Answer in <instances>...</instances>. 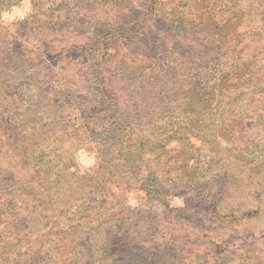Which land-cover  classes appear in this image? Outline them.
<instances>
[{
    "label": "trees",
    "instance_id": "16d2710c",
    "mask_svg": "<svg viewBox=\"0 0 264 264\" xmlns=\"http://www.w3.org/2000/svg\"><path fill=\"white\" fill-rule=\"evenodd\" d=\"M105 1L109 2L105 20H110V23L102 21L99 15L100 10L105 8ZM217 1L173 0L165 5L164 0H148V3H141L140 7L135 5L139 13L134 20L129 18L116 23L118 18L113 15L107 19L109 14L122 9L130 12L129 7H125L131 2L135 4V0H30L33 20L22 25L25 28L33 25L38 29L36 32H26L24 37L35 43L42 41L45 48L52 44L61 55L78 52L80 54L74 55L73 61H80V57L84 66H78L77 70L74 66L72 72L61 69V78L58 80L49 75L41 77L33 73L37 72L35 63L40 57L39 53H25L27 58L23 59L24 56H16L9 41V45L4 42V46L0 44L5 75L8 78L15 75L13 86L25 92L23 96H17V101L21 103L20 97H24L23 102L26 103L20 115L18 110L13 109L5 121L18 133L20 128L22 135V142H9L8 148L17 152L21 147H30L28 144H32L30 166L39 190L34 193L30 190L32 187L18 180L24 186L15 184L9 187L8 180L12 176L0 170V204L11 197L17 202V208L35 213L41 220L48 218L51 225L53 221L54 228L61 217L68 218L67 214L77 209L78 214L75 224L66 229L43 228L48 231L33 241L31 246L23 244L21 247L23 239L15 244L0 241V255L4 264H181V261H176V257L170 255L172 252L166 254L153 248L155 240L165 234L158 231V225L151 224L156 222L154 219L172 214L173 210L165 206L160 208L162 212L158 214L159 209H155L157 216L151 218L152 205L159 204L166 192L179 198L187 196L188 207L204 219L213 213L212 202L218 196V191L222 190L218 187L226 184L216 179L225 178L228 181L238 171L241 176L253 175L264 180V168L259 166L260 161L253 151L242 154L244 146L249 148L245 137L238 131H230L231 122L243 110L241 106L220 109L212 108L209 104L193 105L192 101L180 105L176 101H173L174 105L166 104L164 95L159 91L153 98H159L156 107L160 108L150 109L147 115L139 112L149 94L147 89L140 87L146 76L155 83L165 79L173 82L176 74L172 71L178 68V58L182 53L186 54L184 45L192 47L190 50H206L210 38L200 31L201 24L212 12H219ZM15 3L17 0H0V7L8 8ZM251 17L258 19L255 22L257 26L253 27L255 30L264 26V9L259 15H249L247 19ZM170 19L186 22L191 33L167 37L172 31L160 29L159 23ZM225 29L222 28L223 31ZM260 35L264 37V32ZM82 36L84 38L81 40ZM195 37H198V43L189 40ZM2 39L0 37V41ZM62 57L63 61L69 58ZM155 69L159 71H153ZM113 72L121 74L115 78ZM41 81H44L43 90L48 91L50 99L55 102L52 104L49 100L39 109L36 99L29 94L42 88L37 85ZM196 90L191 92L200 95L199 85ZM258 90L260 95L253 101V110L256 112L264 111V88ZM165 92L171 93L172 89ZM66 94L70 97L67 101L64 99ZM207 94L203 92L204 96ZM7 95L13 100L17 90H10ZM193 96L191 99L182 95L179 98L193 100ZM99 102L105 104L108 116L104 111H94ZM226 108L230 112L227 125L216 127L218 116ZM74 112H77L76 119L86 122L83 129L87 136L82 135L83 140L91 139L93 133L87 131L91 120L100 121L97 117L102 116V123L108 122L102 125V132L106 135L95 136L92 140L96 158L90 179H95L102 172V183L114 182L119 187L131 188L141 198V208L144 207L145 211L142 214L130 207L117 206L121 211L120 222L115 223L114 233L105 239L98 233L105 223L102 221L97 224L94 211L90 207H82L85 206L81 202L84 197H79L76 191V183L83 178L78 174L80 168L75 156L76 144L71 139V135H76V132L63 124V118ZM19 116L23 117L18 119ZM154 117L166 118L172 128L156 136L155 132L160 127L156 125ZM180 118H184L185 123ZM193 138L200 142L199 146L193 143ZM221 139L225 145L219 144ZM79 142L82 144L83 141ZM205 149L212 155L206 156L203 153ZM209 170H212L210 174L207 173ZM199 177L201 181H198ZM172 180L175 182H170ZM200 182L203 184L200 185ZM85 188L89 189V194L90 190L96 194L101 192V185L95 190L90 186ZM193 194L200 200L196 202L198 198L193 199ZM254 212L247 213L248 217ZM85 236H89V239L82 244ZM173 243L176 244L174 251L178 256L186 244L179 239ZM221 254L215 259L216 264L223 263Z\"/></svg>",
    "mask_w": 264,
    "mask_h": 264
},
{
    "label": "rangeland",
    "instance_id": "374dc122",
    "mask_svg": "<svg viewBox=\"0 0 264 264\" xmlns=\"http://www.w3.org/2000/svg\"><path fill=\"white\" fill-rule=\"evenodd\" d=\"M171 1L173 0H164L165 5ZM263 2L264 0H218L216 8L219 12L217 14L212 12L208 16L210 18L206 17L205 21L202 20L201 24L200 31L210 38L206 50H197L196 48L190 50L192 47L184 45L186 54L182 53L178 58L180 60L176 64L178 68L172 71L173 74H176L173 82L165 79L159 83H155L146 76L143 82H141L140 87L142 86L147 89L149 94L146 102L139 108V112L144 115L149 114L150 109L160 108L156 107L159 98L156 96V98H153L154 94L157 95L159 91L164 95L163 100L166 104H173V101H176L175 103L180 105L188 104L192 101L193 105L200 104L205 106V104H209L212 108L220 109L233 107L234 105H237L239 108L241 106L243 110L240 112V115L238 114V118H235L231 122V125H233L230 131H238V133H241L245 137L244 139L247 140L249 148H245L244 146L242 154L253 151V155L258 157L261 163H259V166L262 169L264 168V111L260 110V112H256L253 110V101L255 97L260 95L258 89L264 88V37L260 35L261 32H264V26L258 27V30H255L253 27L257 26L258 19L252 17L251 19H247V17L262 13L264 9ZM141 3H148V0H135V4L131 2L125 7H129L130 12L124 9L121 11L117 9L119 12L115 14L110 13L107 19L115 15L118 18L117 21L115 20L116 23L127 21L129 18L134 20L139 13L135 5L138 4L140 7ZM108 4L109 2L105 1V8L101 9L102 7H99L101 9L99 15L102 21L105 20L109 12L108 8H106ZM33 16L32 11L25 20L17 22L11 28L0 25V37L1 39L4 36L6 37L0 41V44L4 46L3 42L7 45L11 43L15 50L14 53L20 57L24 56L25 53H39L40 57H37L38 61L35 63L37 64L35 65L37 72H33L31 69L30 71L41 77L49 75L58 80V78H61V69L65 72H72L74 66L76 70L78 66H82V64L84 66V61L80 57V61H73V56L80 54L78 52L61 55L57 48H53L54 45L52 44L47 46L48 48H45L42 41L35 43V41L28 39V37H24L26 32H36V29H38L33 25H28L29 28H25L22 25L25 22L27 24L31 22ZM170 20L159 23L160 29L172 31L166 35L167 37L172 38L178 35V33L177 37H181V35L191 33L187 28L188 24L186 22H174ZM106 22L110 23V20ZM222 28H226V31H223ZM83 32L85 33V29ZM83 38L84 36H82L81 40ZM197 38L189 40L198 43ZM62 56L69 58L67 61H63L62 59L64 58ZM25 58L27 57L24 56L23 59ZM1 59L2 57H0V170L1 172H8L12 176L8 180L9 187L12 188L15 184L24 186L20 183L22 182L30 186V188L32 187L30 190L37 193L39 191L38 185L30 166V147L32 144H28L30 147H21L17 152L8 148L9 142H22V135L20 134V128L18 133V130L16 132L7 126L5 121L13 109L18 110L20 115V111L25 108L26 103L23 102L25 101L24 97H20L22 98L21 103L17 101V96H23L25 92L20 87L13 86L15 85L12 82L14 81V74L12 75L10 72L12 77H6L5 65H2ZM57 61H60L59 70L57 69ZM153 71L159 70L155 69ZM112 74L117 78L121 73L113 72ZM43 83L44 81H41L37 84L42 88H37L38 90L29 94L36 99L39 109L44 107L49 100H51L52 104L55 102V100L50 99V93L45 91V89L43 90ZM197 85L200 88V93H198L200 95H197V93L195 95L191 92L192 90L197 92ZM13 89L17 90V95L11 100L7 94ZM169 89H172L171 93L165 92ZM203 92H208L207 96H204ZM181 95L186 99H191V95L194 96L193 100H182L179 98ZM69 98L67 94L64 97L65 100ZM104 106L105 104L99 102L95 105L94 111H104L105 115L108 116L107 109H104ZM76 115L77 112H74L71 116L67 115L64 117L65 119L63 118V124L70 130L75 131V134L78 136L71 135L73 136L71 138L72 141L76 144L75 156L80 168L78 174L81 178L83 177L82 181L76 183V191L79 197H82V195L84 197L81 202H84L85 206L82 207L85 209L90 207L94 211L93 214L97 216L94 217L97 220V224L102 223V221L105 223L98 231L100 237L105 239L114 233L115 223L120 222L121 211L117 209V206L130 207L131 210H139L142 214L145 211L144 207L141 208V198L131 188L127 186L119 187L114 182L102 183V172H99L95 176L96 180L94 178L90 179L96 158V150L92 140L94 141L95 136L102 137L106 135V133L102 132L104 129L102 125H107L108 122L102 123V116L97 117L100 121L91 120L87 131H91L93 134H91L90 140H83L81 138L82 135L87 136V133L83 129L86 126V122L76 119ZM229 115L228 108L221 111L216 120V127L218 125H227L226 120L230 118H228ZM22 117L19 116L18 119ZM153 120L160 127L155 132L156 136H161L166 129L172 128L166 118L162 119L160 117L159 119V117H154ZM180 120L185 121L184 118H180ZM80 129L82 131H79ZM213 138L216 139L217 137ZM222 139L219 141V144L225 145V141ZM79 141H83L81 142L82 144ZM192 141L197 146L200 145V142L194 138ZM81 153L89 157L92 163L87 166L82 164L80 160ZM203 153L206 156L212 155V152L210 153L208 149H205ZM211 172L212 170H209L207 173L210 174ZM239 174L238 171H235L234 177L228 181L225 178L216 179L217 182L226 184L218 187V189L222 188V190L218 191V196L212 202L214 206L213 213L208 218H201L188 207L187 196L179 198L175 194L173 195L172 192H170L172 194L166 192V195L164 193L159 204L154 203L152 205L153 215H150V217H156L155 209H159V214L162 212L160 208L163 209L165 206L173 210V213L167 214V217L154 219L156 222H152L153 224L151 225H158L160 227L158 231H162L161 233L165 234V236H159L155 240L153 248L161 250L166 254L172 252L170 255L174 258L176 257V261H181V264H216L215 259H218L220 252H222V264H264V194L262 192L264 191V180H260L258 176L251 175L248 177L247 175L241 176ZM76 180L78 179L76 178ZM198 181H201V177H199ZM170 182L174 183L175 181L172 180ZM209 183H211V180H209ZM202 184L200 182V185ZM100 185L101 192L99 194H96L92 190H90L89 194V189L85 188V186H90L95 190ZM103 194L105 196H101ZM7 198L0 204V213H2L0 216V241L15 244L17 241L23 239L21 247L23 244L31 246L33 241L41 238L48 231L43 230V228L48 227L49 229L50 227L51 230L54 228L53 221L51 225L48 218L41 220L35 213H27L17 208V202L13 201L11 197ZM192 198H198L196 202L200 200V197H197L195 194H193ZM254 210L253 216L248 217L247 213ZM77 214L78 209L71 214L68 213V218L61 217L57 225L58 229H66L68 226L74 225ZM94 218L92 220H95ZM138 218L136 217V219ZM26 237L28 238L27 242ZM85 237L82 244L86 243L89 239V236ZM177 238L181 243L184 242L186 244V247L182 249V252L178 256H176V251H174L176 244L173 243L178 242ZM181 239L184 240L181 241ZM153 248L151 249L152 251ZM0 264H4L1 255Z\"/></svg>",
    "mask_w": 264,
    "mask_h": 264
},
{
    "label": "clouds",
    "instance_id": "9594fccd",
    "mask_svg": "<svg viewBox=\"0 0 264 264\" xmlns=\"http://www.w3.org/2000/svg\"><path fill=\"white\" fill-rule=\"evenodd\" d=\"M30 0H17L11 7H0V25L10 27L19 21L25 20L32 13ZM80 160L85 166L92 163L91 159L81 153Z\"/></svg>",
    "mask_w": 264,
    "mask_h": 264
}]
</instances>
